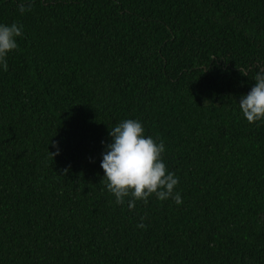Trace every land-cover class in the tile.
I'll return each mask as SVG.
<instances>
[{"label": "trees", "instance_id": "1", "mask_svg": "<svg viewBox=\"0 0 264 264\" xmlns=\"http://www.w3.org/2000/svg\"><path fill=\"white\" fill-rule=\"evenodd\" d=\"M20 3L0 0L23 25L0 64V264H264V120L239 107L264 0ZM125 119L163 141L181 204L107 190Z\"/></svg>", "mask_w": 264, "mask_h": 264}, {"label": "clouds", "instance_id": "2", "mask_svg": "<svg viewBox=\"0 0 264 264\" xmlns=\"http://www.w3.org/2000/svg\"><path fill=\"white\" fill-rule=\"evenodd\" d=\"M31 3L32 0H21L19 12L30 11ZM22 29L23 25L16 22L0 24V64L5 71L6 58L9 52L18 48L16 38L23 35ZM239 70L242 75H248L243 69ZM254 80V86L239 101L243 116L249 123L264 120V66H258ZM109 135L112 142L106 146L101 167L106 188L115 196L117 204H123L125 198H129L128 208L132 210L136 201L147 203L153 195L161 201L171 198L176 204L183 202L175 191L179 178L168 171L162 159L165 151L163 141L158 143L152 136H146L142 123L134 119H125L110 128ZM138 227L145 225L141 223Z\"/></svg>", "mask_w": 264, "mask_h": 264}]
</instances>
